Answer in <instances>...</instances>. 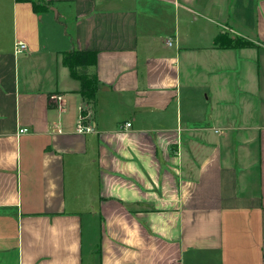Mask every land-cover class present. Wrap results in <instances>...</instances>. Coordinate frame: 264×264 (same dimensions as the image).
Masks as SVG:
<instances>
[{
	"label": "crops",
	"instance_id": "1",
	"mask_svg": "<svg viewBox=\"0 0 264 264\" xmlns=\"http://www.w3.org/2000/svg\"><path fill=\"white\" fill-rule=\"evenodd\" d=\"M0 264H264V0H0Z\"/></svg>",
	"mask_w": 264,
	"mask_h": 264
},
{
	"label": "trees",
	"instance_id": "2",
	"mask_svg": "<svg viewBox=\"0 0 264 264\" xmlns=\"http://www.w3.org/2000/svg\"><path fill=\"white\" fill-rule=\"evenodd\" d=\"M32 6L35 13H40L46 10V7L43 5L32 3ZM213 45L217 49L255 47L253 43L237 36H230L227 33L218 34L214 38ZM62 64L68 69L70 77L80 83L79 94L83 101L89 107L93 106L99 88V82L95 77V74L89 72V68H93L96 65V53L82 51L66 52L62 55ZM81 115L86 116V112L81 111Z\"/></svg>",
	"mask_w": 264,
	"mask_h": 264
},
{
	"label": "built area",
	"instance_id": "3",
	"mask_svg": "<svg viewBox=\"0 0 264 264\" xmlns=\"http://www.w3.org/2000/svg\"><path fill=\"white\" fill-rule=\"evenodd\" d=\"M167 45L170 46V41L167 42ZM26 48V46L22 43H17L16 46H15V53H20L22 52L24 49ZM87 119V114L86 116H82L80 114V117H79V120L76 124V127H75V132L77 134H90V133H93L94 132V129L89 125L87 124L85 121ZM130 124H126V127H129ZM26 132V129H22V130H19L18 133L19 134H23Z\"/></svg>",
	"mask_w": 264,
	"mask_h": 264
},
{
	"label": "water",
	"instance_id": "4",
	"mask_svg": "<svg viewBox=\"0 0 264 264\" xmlns=\"http://www.w3.org/2000/svg\"><path fill=\"white\" fill-rule=\"evenodd\" d=\"M51 10H53V11H54V13H56L54 9H52V8H51Z\"/></svg>",
	"mask_w": 264,
	"mask_h": 264
},
{
	"label": "rangeland",
	"instance_id": "5",
	"mask_svg": "<svg viewBox=\"0 0 264 264\" xmlns=\"http://www.w3.org/2000/svg\"><path fill=\"white\" fill-rule=\"evenodd\" d=\"M53 14H55L54 11H53Z\"/></svg>",
	"mask_w": 264,
	"mask_h": 264
}]
</instances>
